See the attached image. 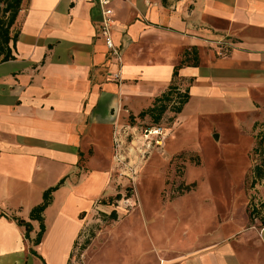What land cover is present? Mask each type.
I'll return each instance as SVG.
<instances>
[{
    "label": "crops",
    "instance_id": "1",
    "mask_svg": "<svg viewBox=\"0 0 264 264\" xmlns=\"http://www.w3.org/2000/svg\"><path fill=\"white\" fill-rule=\"evenodd\" d=\"M112 7L119 65L98 35L94 0H22L14 59L0 64V264L69 263L83 216L103 211L129 181L113 171L114 127L139 119L171 84L186 88V102L159 144L128 146L133 180L151 170L153 151L165 159L194 152L202 165L186 163L189 188L150 223L123 226L111 246L99 245L95 264H264V208L251 211L264 201V178L248 176V215L217 222L260 160L247 152L264 119V0ZM221 39L230 46L219 56L212 42ZM196 178L203 182L193 189ZM55 185L34 243L40 223L29 213ZM15 218L30 222L29 237Z\"/></svg>",
    "mask_w": 264,
    "mask_h": 264
},
{
    "label": "rangeland",
    "instance_id": "2",
    "mask_svg": "<svg viewBox=\"0 0 264 264\" xmlns=\"http://www.w3.org/2000/svg\"><path fill=\"white\" fill-rule=\"evenodd\" d=\"M185 89V87H181L179 92H183ZM176 100V98H172L168 101L165 112L161 115L159 122H157L165 128L167 127V129L172 128L175 122L176 112L174 110L179 104ZM138 117L143 123L138 118H130L128 123L131 126L137 125L138 127L150 126L152 123L156 124L150 116L140 117L138 115ZM121 135L124 140L120 151L122 157L118 163L114 160L113 171L114 173L129 177V181L119 182L116 193L106 199V207L103 211L94 209L90 212L88 218L83 216L85 220L84 226L79 238L75 242L68 264H95L98 246H111L110 242L120 234L119 231H121L123 226L131 224L143 225L147 221H151L152 218L159 217L157 212L161 208L172 204L178 196L189 188V184L186 185L183 182L185 164L190 163L197 168L202 165L200 156H197L194 152L183 151L182 153H176L165 159L160 155V151H153L154 153L152 152L150 156L148 155L150 158L148 165H151V170L148 172L142 171L138 180L136 178L134 182L133 178L136 174V168L131 162L132 153L128 151V146L132 140L131 135L126 134L125 136L123 132H121ZM251 135L256 142L257 131L252 130ZM250 154L251 149L247 152L249 158ZM249 158L247 160L248 164ZM212 165L213 167L215 166L214 161H212ZM248 172L249 170L246 174ZM243 180V190L229 194L230 201L232 202L230 209H221L218 211L217 222L221 223L240 215L244 216V211L247 212V215L249 214V207L247 208L246 203L250 199L249 185L251 180L248 175ZM193 181L195 182L193 189L200 187L203 182V180L198 178ZM134 202V206L132 205L133 207H131L130 205ZM123 236L121 235V237ZM121 239L124 240V238Z\"/></svg>",
    "mask_w": 264,
    "mask_h": 264
},
{
    "label": "trees",
    "instance_id": "3",
    "mask_svg": "<svg viewBox=\"0 0 264 264\" xmlns=\"http://www.w3.org/2000/svg\"><path fill=\"white\" fill-rule=\"evenodd\" d=\"M22 0H0V64L4 61H8L13 58L12 48L16 44V33H12V27L17 18V14L20 11ZM187 54V53H186ZM189 54V53H188ZM193 54V53H192ZM195 54H193V57ZM173 77L177 75V67L174 68ZM172 98H176L178 101V106L175 107V112H179L181 110L182 105L186 102L187 99V91L179 92L175 85H169L168 89L161 96L156 97L153 101L152 106L147 108L146 110L140 112L138 115L140 117L150 116L153 118V121L159 122L161 119V115L165 112L167 108V103ZM258 128L257 139L251 150L253 154H257L260 157L259 164L254 167L251 171V174L255 179L264 178V120L261 122L255 123L253 128ZM255 183V181L253 180ZM253 183V184H254ZM57 188V185L53 188H49L45 190L42 194V199L40 203L34 206L30 213L29 219L38 220L40 223V229L37 234V237L34 239V243H38L41 234L44 230V223L42 219L43 210L51 203V193ZM109 198V197H108ZM260 208H264V203L259 204ZM260 213L259 211H256ZM114 215V212H113ZM16 222L19 226L24 227V235L29 237L28 231L31 229V224L29 221L25 219L15 218ZM261 223L264 224V218L261 219Z\"/></svg>",
    "mask_w": 264,
    "mask_h": 264
},
{
    "label": "built area",
    "instance_id": "4",
    "mask_svg": "<svg viewBox=\"0 0 264 264\" xmlns=\"http://www.w3.org/2000/svg\"><path fill=\"white\" fill-rule=\"evenodd\" d=\"M114 0H94V4L96 7H99L100 9V27L98 35L103 40V43L106 47L107 55H109L110 59L113 63H116L117 65L121 62V49L114 43V39H112V31L114 28L113 23V4ZM212 44L215 46L214 52H216L219 56L226 54L228 51V47L230 44H228L224 40H216L212 42ZM113 80H120V73L118 70L116 72L111 73ZM140 122H142L140 120ZM143 123V122H142ZM143 125V124H142ZM167 128V127H166ZM166 128L162 126L161 124H150V126H143L138 127L137 125H127L123 128L114 127V130L112 132L113 136V152H114V160L116 163L121 160V149L122 145L124 143V140L122 139L121 132L131 135V143L134 142L136 138H139L143 140V142L146 143L145 148H149L150 142L153 143H160V140L166 135ZM256 156V155H255ZM134 172V171H133ZM135 173V172H134ZM264 182V180H262ZM264 203V201H262ZM256 209H259V202L254 204V207L251 208V211H254Z\"/></svg>",
    "mask_w": 264,
    "mask_h": 264
}]
</instances>
